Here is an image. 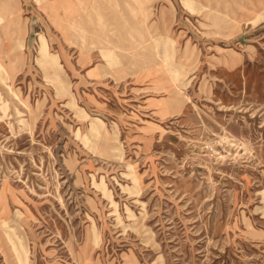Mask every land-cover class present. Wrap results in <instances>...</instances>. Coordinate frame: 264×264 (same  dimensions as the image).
I'll use <instances>...</instances> for the list:
<instances>
[{"label":"rangeland","instance_id":"rangeland-1","mask_svg":"<svg viewBox=\"0 0 264 264\" xmlns=\"http://www.w3.org/2000/svg\"><path fill=\"white\" fill-rule=\"evenodd\" d=\"M0 264H264V0H0Z\"/></svg>","mask_w":264,"mask_h":264}]
</instances>
